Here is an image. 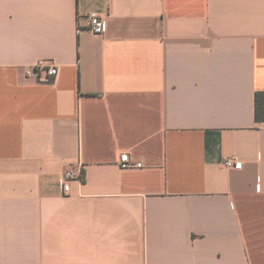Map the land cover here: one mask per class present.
<instances>
[{"label": "crops", "instance_id": "crops-1", "mask_svg": "<svg viewBox=\"0 0 264 264\" xmlns=\"http://www.w3.org/2000/svg\"><path fill=\"white\" fill-rule=\"evenodd\" d=\"M257 92L264 0H0V264H264Z\"/></svg>", "mask_w": 264, "mask_h": 264}, {"label": "built area", "instance_id": "built-area-1", "mask_svg": "<svg viewBox=\"0 0 264 264\" xmlns=\"http://www.w3.org/2000/svg\"><path fill=\"white\" fill-rule=\"evenodd\" d=\"M91 31L94 35H103L106 29V22L104 16L94 15L90 17ZM59 73L57 65L41 60L37 64L29 67L20 68V77L24 81L48 82L56 78ZM45 74L47 79H43ZM223 165L226 169L239 170L242 168V163L236 157L225 158ZM120 166L123 169L142 168V163L133 162L129 154H123L120 160ZM73 181L82 183L84 181V170L81 164L72 166L66 170L62 176L63 192L68 194L71 190V183Z\"/></svg>", "mask_w": 264, "mask_h": 264}, {"label": "trees", "instance_id": "trees-1", "mask_svg": "<svg viewBox=\"0 0 264 264\" xmlns=\"http://www.w3.org/2000/svg\"><path fill=\"white\" fill-rule=\"evenodd\" d=\"M255 120L257 123H264V92H257L255 95Z\"/></svg>", "mask_w": 264, "mask_h": 264}]
</instances>
